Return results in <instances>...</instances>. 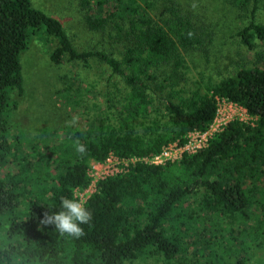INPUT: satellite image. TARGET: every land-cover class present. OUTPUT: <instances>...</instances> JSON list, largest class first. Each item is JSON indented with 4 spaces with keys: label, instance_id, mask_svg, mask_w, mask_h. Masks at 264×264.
Returning a JSON list of instances; mask_svg holds the SVG:
<instances>
[{
    "label": "trees",
    "instance_id": "16d2710c",
    "mask_svg": "<svg viewBox=\"0 0 264 264\" xmlns=\"http://www.w3.org/2000/svg\"><path fill=\"white\" fill-rule=\"evenodd\" d=\"M191 4L77 0L101 45L83 49L33 0H0V264H264L263 6L233 0L246 52L213 79L191 73L188 57L214 43L212 26ZM36 40L53 64L75 71L60 76L56 93L63 124L28 135L15 115L27 96L23 57ZM81 67L100 72L90 86ZM91 95L101 106H88ZM221 98L254 120L230 121L206 147L175 161L141 160L208 129ZM111 153L139 160L98 181L84 202L92 215L83 234L42 224L61 197L78 199L75 189L91 183V162Z\"/></svg>",
    "mask_w": 264,
    "mask_h": 264
},
{
    "label": "rangeland",
    "instance_id": "374dc122",
    "mask_svg": "<svg viewBox=\"0 0 264 264\" xmlns=\"http://www.w3.org/2000/svg\"><path fill=\"white\" fill-rule=\"evenodd\" d=\"M189 1L192 3L193 8L199 9L201 17L210 23L214 31V43L211 46H206V51L199 52L198 56L188 57L194 61L191 73L198 75L197 70L200 72L203 70L206 76L209 74L213 75V79H218L232 70L230 57L246 52L235 35L239 28L244 25L242 20L244 17H240L238 9L234 7L233 0ZM33 3L36 7L61 19L78 47L83 49L101 47L98 43L99 34L88 28L78 8L77 0H33ZM261 4L263 8L259 17L264 23V0H261ZM258 45L259 48H262L261 43H258ZM22 62L27 96L22 102L19 112L16 113L15 120H17L18 126L28 135H39L46 132L47 129H52V132H54L56 126L63 124V114L65 113L61 101L56 97L57 91L62 87L60 76L70 71L74 72L75 69L70 63L60 66L53 64L41 40H36L33 43L29 52L23 57ZM198 63L205 69H199ZM206 63L208 64L207 67L205 66ZM92 64L97 67L96 63L93 62ZM99 74L100 72L89 71L87 68L81 67L80 75L83 82L88 86ZM103 84L104 81L98 87ZM102 99L91 95L87 98V104L90 106L97 102L99 103L97 105L101 106ZM235 112L237 113L236 110L233 111V113ZM253 120L254 117H249L246 121L252 122ZM81 193L82 191H78L79 195ZM85 195L88 196L87 193ZM259 256H261V253ZM129 264L144 263L134 262ZM146 264L158 263L148 262Z\"/></svg>",
    "mask_w": 264,
    "mask_h": 264
},
{
    "label": "built area",
    "instance_id": "2783aa9c",
    "mask_svg": "<svg viewBox=\"0 0 264 264\" xmlns=\"http://www.w3.org/2000/svg\"><path fill=\"white\" fill-rule=\"evenodd\" d=\"M235 110L237 113H233ZM249 117L252 116L249 115L244 107L233 101L221 98L218 100L216 117L208 129H194L187 133L184 142H181L180 140L170 142L167 145H164L158 154L141 160L153 164H165L167 162L175 161L181 158L185 153H195L206 147L209 144L210 139L217 132L223 130L230 121L239 119L248 122L246 120ZM136 160L139 159L122 158L113 153H111L105 161L93 160L88 171L91 178L90 185L85 189L76 188L75 195L79 200L85 202L90 195L95 192L99 180L105 179L110 175H116L128 171L130 164ZM78 191H82V193L79 195ZM88 192L90 193L88 194ZM86 193L88 196L85 195Z\"/></svg>",
    "mask_w": 264,
    "mask_h": 264
},
{
    "label": "clouds",
    "instance_id": "9594fccd",
    "mask_svg": "<svg viewBox=\"0 0 264 264\" xmlns=\"http://www.w3.org/2000/svg\"><path fill=\"white\" fill-rule=\"evenodd\" d=\"M75 150L77 153H84L86 148L84 144L77 142ZM91 215L83 201L73 197H61L59 210L46 214L41 223L54 226L61 234L79 237L83 234L82 225L90 221Z\"/></svg>",
    "mask_w": 264,
    "mask_h": 264
}]
</instances>
